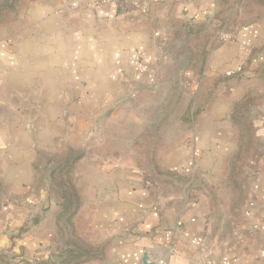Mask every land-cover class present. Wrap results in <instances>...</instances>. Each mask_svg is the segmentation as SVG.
Returning a JSON list of instances; mask_svg holds the SVG:
<instances>
[{
  "label": "crops",
  "instance_id": "crops-1",
  "mask_svg": "<svg viewBox=\"0 0 264 264\" xmlns=\"http://www.w3.org/2000/svg\"><path fill=\"white\" fill-rule=\"evenodd\" d=\"M227 1L233 20L222 32L232 38L216 33L203 71L186 73V89L205 91V101L189 108L175 141L164 131L162 148L140 99L145 110L162 106L153 95L165 85V46L184 24L211 31L222 0H29L7 9L19 19L0 30V255L36 263L64 249L48 171L71 148L81 155L74 229L101 250L80 264H142L144 255L150 264H264V0H248L243 13ZM248 93L259 97L251 118L232 117ZM245 121L258 148L237 182L230 169Z\"/></svg>",
  "mask_w": 264,
  "mask_h": 264
},
{
  "label": "rangeland",
  "instance_id": "rangeland-1",
  "mask_svg": "<svg viewBox=\"0 0 264 264\" xmlns=\"http://www.w3.org/2000/svg\"><path fill=\"white\" fill-rule=\"evenodd\" d=\"M27 1L29 0H14L11 4V9H13L14 7L16 8V6H18L19 8L20 5L25 4ZM244 11L245 8H240V12L243 13ZM18 17L19 15L16 9L6 11L0 10V30L3 27L8 28V26H12L17 23L19 19ZM178 33L175 35V38L171 37L169 43L164 48V54L168 57V59H165L161 62V64H158V72L161 74L162 80L165 82V85L164 88L160 87L159 89H157L153 97L161 98L163 101L162 106L158 107V104L153 103L151 104V109L145 110L147 108V101L141 98L140 104L143 106V108L141 107L140 109H138L139 113L142 114V116L148 118H150L151 116L153 117L154 125L149 129L148 132L153 139L154 146L158 145V148H162L160 139H162L164 131L165 137L169 134L168 139L170 142L175 141L177 138L178 130L184 129L186 127V123L184 121H187L189 119V108L194 104L198 106L200 102L205 101V91L200 92V90L194 89L193 84L191 85V89L189 87H187L186 89L185 78H188L189 81V75H186V73L200 75L202 62L206 57L208 47L210 46L209 43L211 41V38L213 39V36L211 38L207 37V35L209 34L208 32H199L195 35H188L187 33H185V31H181ZM220 33L221 31L219 32V34ZM222 33L226 35L227 32ZM219 34L217 35V37H219ZM262 71H264V69H262ZM203 90H205V88H203ZM247 95L249 96V98H253L258 101L259 97L252 95V93H248ZM134 97V91L132 93H128L126 96V98L130 100H133ZM137 114L138 113H134L133 116L138 118ZM128 115L131 116L130 113ZM237 115L241 119L249 120L252 114L251 112L248 113L245 111H241ZM247 126L248 125L245 121V126L240 127L241 138L243 137V140H245V142H243L239 147V155L235 159V162L232 164L230 169V174L236 176L237 182H242V166L243 163H246V161L249 159L246 157V153L250 152V156L251 158H253V153L255 152L254 150H257L258 148V143L256 141L252 142L253 134L249 131ZM180 182H183L182 178H177L172 183L178 184ZM210 182L211 179H208L204 180L202 183L210 184ZM63 225L65 226L66 231L70 230V227H68L66 222H63ZM70 241L71 239L69 237H62L63 244H67ZM88 249H90L92 254L90 257L87 256V259L97 258L101 256L98 254L101 251L99 247H91ZM45 263L58 264L55 258H50L48 261L35 263L32 260L28 261L24 257L13 254H8L5 256L3 255L0 259V264Z\"/></svg>",
  "mask_w": 264,
  "mask_h": 264
},
{
  "label": "trees",
  "instance_id": "trees-1",
  "mask_svg": "<svg viewBox=\"0 0 264 264\" xmlns=\"http://www.w3.org/2000/svg\"><path fill=\"white\" fill-rule=\"evenodd\" d=\"M13 1L14 0L0 1V10L3 11L12 8L11 4L13 3ZM237 1L241 8H245V10L251 7V2L249 3V1L251 0ZM222 2L224 6L222 7L221 11L216 15H213L210 19L209 23L212 26L211 31H208L205 25L197 24L195 26H191L189 24H184L185 33H187L188 35H195L199 32H208L209 34L207 35V37L211 38L213 36V39L216 38V33L222 31L224 28L229 26V23L231 22V20H233V18L229 17L228 14L225 13V11L230 8V3H228L227 0H222ZM213 39L211 38V41L209 43L210 46L208 47L206 57L202 62L200 72L203 71L202 69L205 65L206 58L212 48L211 42ZM256 103V99L249 98L247 94L244 95L242 100L234 105L232 117L239 114L241 111H245L248 113L252 112V108H254ZM249 131L251 132L252 130L249 129ZM142 138H144L145 140L146 135L143 134ZM135 145L136 147L138 146L140 148L145 147V144H139L138 142H136ZM80 157L81 155L79 151L68 148L58 159H55L53 161L54 166L48 171V178L50 181V192L56 198L57 206L59 207V214L56 218L58 230L62 234V237L66 236L71 239L70 242H66L67 244H63L64 249H62L60 253L56 256V261L58 262V264H80L84 261H90L99 258L97 257L87 259V256L90 257L92 254L90 249L88 248H91L93 246H87L82 241H80V238H78L77 236V230L74 229L73 225V220L75 219V216L77 215L78 210L80 208L79 192L76 188V178L74 177L75 170ZM63 222L67 223L68 227H70V230L66 231ZM79 224V232H81L83 231V224ZM98 254L100 255V252ZM2 256L3 255H0V259Z\"/></svg>",
  "mask_w": 264,
  "mask_h": 264
},
{
  "label": "built area",
  "instance_id": "built-area-1",
  "mask_svg": "<svg viewBox=\"0 0 264 264\" xmlns=\"http://www.w3.org/2000/svg\"><path fill=\"white\" fill-rule=\"evenodd\" d=\"M221 33H222V31H221ZM219 34V39H221V40H226V39H231L232 37H231V35H224L223 33L222 34Z\"/></svg>",
  "mask_w": 264,
  "mask_h": 264
},
{
  "label": "water",
  "instance_id": "water-1",
  "mask_svg": "<svg viewBox=\"0 0 264 264\" xmlns=\"http://www.w3.org/2000/svg\"><path fill=\"white\" fill-rule=\"evenodd\" d=\"M142 264H150L147 262V257L145 255L142 257Z\"/></svg>",
  "mask_w": 264,
  "mask_h": 264
}]
</instances>
